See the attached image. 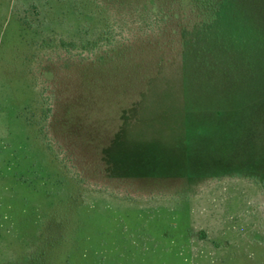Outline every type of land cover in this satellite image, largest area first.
<instances>
[{
    "label": "rangeland",
    "instance_id": "rangeland-1",
    "mask_svg": "<svg viewBox=\"0 0 264 264\" xmlns=\"http://www.w3.org/2000/svg\"><path fill=\"white\" fill-rule=\"evenodd\" d=\"M223 1L0 0V264H264V0L210 68Z\"/></svg>",
    "mask_w": 264,
    "mask_h": 264
},
{
    "label": "trees",
    "instance_id": "trees-1",
    "mask_svg": "<svg viewBox=\"0 0 264 264\" xmlns=\"http://www.w3.org/2000/svg\"><path fill=\"white\" fill-rule=\"evenodd\" d=\"M227 2L224 0L220 9L215 13V19L209 23V27L204 30L205 39L207 43L203 46V52L212 55L215 58L214 68L220 65L221 61H217V58L223 59L227 53L237 51L238 47H234L236 44L241 45L242 42H238L235 35L227 34L225 30L229 33L234 25V20L230 19L228 16ZM225 28L222 29V28ZM223 44V45H221ZM217 57V58H216Z\"/></svg>",
    "mask_w": 264,
    "mask_h": 264
}]
</instances>
